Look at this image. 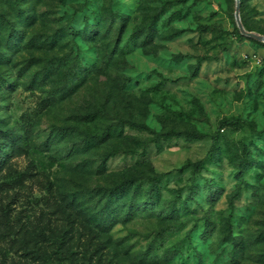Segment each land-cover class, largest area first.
Segmentation results:
<instances>
[{
	"label": "rangeland",
	"instance_id": "374dc122",
	"mask_svg": "<svg viewBox=\"0 0 264 264\" xmlns=\"http://www.w3.org/2000/svg\"><path fill=\"white\" fill-rule=\"evenodd\" d=\"M235 7L0 0V264H264V41ZM241 18L264 35V0Z\"/></svg>",
	"mask_w": 264,
	"mask_h": 264
},
{
	"label": "water",
	"instance_id": "95a60500",
	"mask_svg": "<svg viewBox=\"0 0 264 264\" xmlns=\"http://www.w3.org/2000/svg\"><path fill=\"white\" fill-rule=\"evenodd\" d=\"M235 18H236L237 26L241 30L242 34L264 41V35L258 34L253 31H248L244 26L241 18V0H236Z\"/></svg>",
	"mask_w": 264,
	"mask_h": 264
},
{
	"label": "trees",
	"instance_id": "16d2710c",
	"mask_svg": "<svg viewBox=\"0 0 264 264\" xmlns=\"http://www.w3.org/2000/svg\"><path fill=\"white\" fill-rule=\"evenodd\" d=\"M99 139V138H98ZM158 178H154V180H157ZM128 184H129V181H123L121 184H120V187L121 188H127V186H128ZM151 194H159V192H160V190H159V188L156 186V184H155V187H153V188H151Z\"/></svg>",
	"mask_w": 264,
	"mask_h": 264
}]
</instances>
